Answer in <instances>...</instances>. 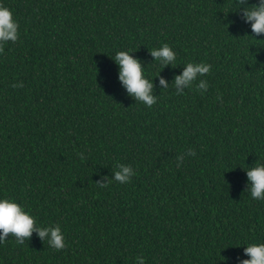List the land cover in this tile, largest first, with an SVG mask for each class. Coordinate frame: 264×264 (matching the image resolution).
<instances>
[{
    "label": "trees",
    "instance_id": "obj_1",
    "mask_svg": "<svg viewBox=\"0 0 264 264\" xmlns=\"http://www.w3.org/2000/svg\"><path fill=\"white\" fill-rule=\"evenodd\" d=\"M258 3L0 0L19 25L0 52V200L59 224L66 245L9 234L0 264H239L264 244L247 176L264 165V33L243 18ZM164 44L177 66L151 55ZM119 51L140 60L152 107L119 80ZM201 62L207 91L177 95L175 76Z\"/></svg>",
    "mask_w": 264,
    "mask_h": 264
},
{
    "label": "clouds",
    "instance_id": "obj_2",
    "mask_svg": "<svg viewBox=\"0 0 264 264\" xmlns=\"http://www.w3.org/2000/svg\"><path fill=\"white\" fill-rule=\"evenodd\" d=\"M243 3V0H237V5ZM243 18L250 21L252 34L256 37L264 33V0H259L258 4H253L243 11ZM18 23L13 19L12 12L0 5V52H3L4 44L9 41L15 43L19 38ZM151 55L155 61H159L163 66L171 64L176 65V54L168 44H164L161 48L151 50ZM115 61L120 66L119 80L130 96L135 100L143 102L149 108L157 102V97L151 93L153 91V83L146 79L143 75V68L140 60L134 58L127 51H119L115 55ZM211 64L207 63H188L182 74L175 76L174 86L176 94L181 95L183 91L181 85H194L196 90L204 89L207 91L208 83L206 80L197 81V76H204L211 70ZM195 82V83H194ZM160 85L164 89L168 88V84L163 77L160 78ZM13 87H23L21 82ZM203 94V92H202ZM220 97L218 96V99ZM190 155H195L193 149H189ZM81 155V154H80ZM81 159L83 156L81 155ZM179 167V165H177ZM120 171L115 172L114 180L121 184L128 183L131 177L135 174L131 166L120 164ZM248 181L251 183V197L254 200H264V165L258 164L247 170ZM111 183L96 182L103 188ZM33 231L38 232L41 240H47L49 246L60 251L66 247L64 234L61 231L59 224L48 227H38L36 219L26 212L21 205L14 200H0V243H4L6 238L11 234L15 237L17 244H24L25 240H29ZM244 253L250 257L239 261V264H264V244H249L244 248ZM138 260L144 261L142 256L137 257Z\"/></svg>",
    "mask_w": 264,
    "mask_h": 264
}]
</instances>
